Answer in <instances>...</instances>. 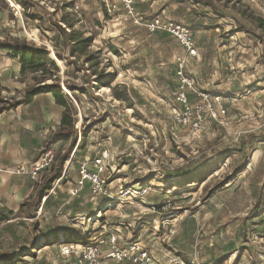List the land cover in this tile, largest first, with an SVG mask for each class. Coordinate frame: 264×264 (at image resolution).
I'll return each instance as SVG.
<instances>
[{"label": "rangeland", "instance_id": "rangeland-1", "mask_svg": "<svg viewBox=\"0 0 264 264\" xmlns=\"http://www.w3.org/2000/svg\"><path fill=\"white\" fill-rule=\"evenodd\" d=\"M195 1L0 0V39L55 59L24 76L58 85L75 138L40 178L60 175L48 200L0 219V264H135L110 257L135 245L152 264H264V0ZM100 157L105 193L70 194Z\"/></svg>", "mask_w": 264, "mask_h": 264}, {"label": "crops", "instance_id": "crops-1", "mask_svg": "<svg viewBox=\"0 0 264 264\" xmlns=\"http://www.w3.org/2000/svg\"><path fill=\"white\" fill-rule=\"evenodd\" d=\"M21 69L16 57L0 50V106L22 99L30 88L24 76L26 69ZM63 111L52 93H42L0 113V219L12 215L23 203H32L40 178L45 176L37 181L20 176L16 174L19 165L35 162L46 149L62 151L71 143L73 136L56 138Z\"/></svg>", "mask_w": 264, "mask_h": 264}, {"label": "built area", "instance_id": "built-area-1", "mask_svg": "<svg viewBox=\"0 0 264 264\" xmlns=\"http://www.w3.org/2000/svg\"><path fill=\"white\" fill-rule=\"evenodd\" d=\"M121 3L125 11L132 14L133 0H121ZM261 10L264 15V1L262 2ZM150 26L153 30L155 28H164L168 30L186 50L188 56L194 57L197 55V49L193 37L191 33L183 26L171 23L163 25V23H160L159 20L152 21ZM179 68L181 69L178 73L181 78V83L183 86L189 87L191 82L187 77L185 78L183 76V63L179 65ZM178 100L181 102H186L184 93L180 95ZM198 117L200 116L198 115ZM55 154L56 153L52 148L46 149L35 162L29 164H20L16 174L29 177L33 181L39 180L42 175L49 173L51 169H53V165L56 161ZM105 160L106 157L96 158L94 159L91 167H89L86 163H82L78 169V178L73 182V185L70 189V194L77 195L87 185L89 186V190L93 198L104 194L106 190L105 180L108 178L109 174ZM46 198L47 196H44L42 199L45 201ZM75 247H77V245H75ZM63 248V250L67 253L74 250V246L72 245H70L69 248ZM85 253L90 259L94 260L97 251L96 249L88 248L86 249ZM110 257L116 262L129 260L135 264H152L147 252L137 245L132 246L127 250L114 251L111 253Z\"/></svg>", "mask_w": 264, "mask_h": 264}, {"label": "trees", "instance_id": "trees-1", "mask_svg": "<svg viewBox=\"0 0 264 264\" xmlns=\"http://www.w3.org/2000/svg\"><path fill=\"white\" fill-rule=\"evenodd\" d=\"M198 4H203V0H196ZM213 10V9H212ZM60 28V27H59ZM0 50L7 51L11 56L16 57L21 64V71L24 72L25 69L32 68L35 71H40L42 74V78L46 76L48 73L47 65L51 66L54 71H57V66L55 62L52 60L54 59L50 53V58H48V53L44 48L35 47L34 45L27 43L25 41H18L17 39H12L11 37H7L6 40L2 41L0 39ZM115 51V49H113ZM55 56L63 61V57L57 51L54 52ZM55 60V59H54ZM96 83L100 86H103L101 79H97ZM69 91L75 90V87L72 85L67 86ZM42 93H52L55 98L57 104L64 107L62 119H61V126L58 131V135L56 136L57 140H66L72 137V125L73 120L70 116L67 115L68 103L65 97L61 94L60 89L57 84H46L43 81L37 82V84L31 88H29L22 99L11 102L7 106L1 105L0 106V113L5 110H10L19 106L21 104L27 103L30 101L34 96ZM52 140H48V144ZM75 138L71 140L70 148L74 145ZM59 173L52 175L48 178L42 186H40L37 191L35 198L33 199L31 205L33 204L34 211H36L37 207L40 205V201L44 196H47L45 202L48 200L49 196L48 193L52 189V184L54 181L59 177ZM44 202V203H45ZM29 205V203H23L22 207Z\"/></svg>", "mask_w": 264, "mask_h": 264}, {"label": "water", "instance_id": "water-1", "mask_svg": "<svg viewBox=\"0 0 264 264\" xmlns=\"http://www.w3.org/2000/svg\"><path fill=\"white\" fill-rule=\"evenodd\" d=\"M47 56H48V58L52 59V58L50 57V55H49V54H48ZM52 60L54 61V59H52ZM54 62H55V61H54ZM55 64H56V62H55ZM57 66H58V65H57Z\"/></svg>", "mask_w": 264, "mask_h": 264}, {"label": "bare ground", "instance_id": "bare-ground-1", "mask_svg": "<svg viewBox=\"0 0 264 264\" xmlns=\"http://www.w3.org/2000/svg\"><path fill=\"white\" fill-rule=\"evenodd\" d=\"M68 93V92H67ZM78 126V125H77Z\"/></svg>", "mask_w": 264, "mask_h": 264}]
</instances>
